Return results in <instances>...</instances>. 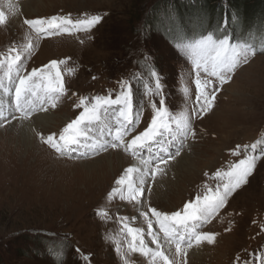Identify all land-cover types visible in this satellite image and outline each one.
Segmentation results:
<instances>
[{
	"label": "rangeland",
	"instance_id": "1",
	"mask_svg": "<svg viewBox=\"0 0 264 264\" xmlns=\"http://www.w3.org/2000/svg\"><path fill=\"white\" fill-rule=\"evenodd\" d=\"M11 2L18 5L17 15H12L8 0H0V7L9 14L7 25L0 26V53H6L13 44L22 50L31 40V55L23 58L25 73L53 59L66 60L59 69L67 94L60 97L56 107L47 106L53 113L49 122H39L32 127L38 144L45 145L36 132L45 136L58 135L66 123L79 114L75 105L81 96L107 95L110 92L115 95L122 79L133 81L134 105L141 110L136 131H142L153 114L149 98L145 95V84L154 86L150 77L153 69L161 76L165 103L171 113L178 117L181 113H189L196 105L195 58L176 47L177 43H186L187 35L196 36L197 32L191 31L194 27L189 20L185 22V16L176 19L172 29L177 43L144 31V18L151 9L163 4V0ZM212 4H209L210 8L215 5ZM230 7L225 3L222 13L227 10L235 18L237 12ZM69 13L73 19L87 14L100 15L102 20L91 31L61 32L54 36H38L24 23L26 18ZM234 20L230 25L227 17L222 18L220 30L225 32L226 26L233 30L239 24ZM233 32L235 35L232 32L229 35L232 43H246L243 36ZM255 43L260 46L247 41L246 44L256 48V54L250 57L247 65L236 70L231 81L220 86L218 81L208 77L213 79V86L220 88L214 108L194 121L196 139L190 138L185 143L181 157H176L177 160L170 161L165 167L166 174L157 175L155 180L148 176L146 187L153 189L145 195L146 203L151 207L169 213L181 210L197 194H204L208 188L215 190L217 185L227 182V176L214 175L217 170L226 172L232 163L245 154H252L249 150L248 153L242 151L240 156L232 155L236 145L264 141V41ZM12 76L13 80L7 87L12 86L14 90L15 70ZM5 78H8V69L0 66V81ZM204 78L205 74L201 72V79ZM36 83L39 85L40 80L37 79ZM153 99L158 103V96ZM38 114L39 111L34 110L29 120L33 121ZM14 115L17 120L0 127V264H124L123 255H127L129 260H137L139 253L127 251L130 238L121 244L116 243L122 237L120 226L123 225L119 217H128L127 222L132 227L145 228L144 239L148 245L152 243V237L147 235V223L131 204L118 197L110 200L106 193L110 192L115 179L128 165L138 164L141 158L174 153L180 139L169 142L170 137L165 136L150 149L143 150L144 153L138 155L140 158L122 150H110L109 154L116 158L119 156L118 163L125 159V166L117 172L115 179L106 182L105 172L89 177L78 164L101 159L104 153L98 158L81 160L59 157L47 145L44 146L48 150L45 154H36L37 148L27 151L22 143L24 139L17 131L22 125L21 114ZM103 126V123L98 124L93 131ZM17 146L21 147L20 153L17 152L19 158L11 155ZM262 148L264 144L258 145L255 154L259 156ZM164 149L167 153L163 152ZM26 156L29 157L28 162L23 165ZM111 170L112 165L107 167L108 172ZM103 211L108 212L107 217L98 215ZM133 216L135 220H132ZM200 231L216 233L215 243L193 244L186 255L178 257L174 255L175 246L172 245L169 258L178 260L180 264H260V258L264 256V156L257 160L249 184L230 196L225 207L210 222L203 223ZM156 233L166 242L163 233L159 232V225L154 222L153 234ZM36 240L55 246V260H51L52 255L47 253V244L42 246ZM59 247L65 250V260H56L62 259L63 253L58 255L62 249ZM118 247L119 252L116 250ZM168 248L169 245L165 249ZM142 261V264H153L151 256H144Z\"/></svg>",
	"mask_w": 264,
	"mask_h": 264
},
{
	"label": "snow or ice",
	"instance_id": "2",
	"mask_svg": "<svg viewBox=\"0 0 264 264\" xmlns=\"http://www.w3.org/2000/svg\"><path fill=\"white\" fill-rule=\"evenodd\" d=\"M8 8L12 15L19 13L18 5L13 4L11 0H8ZM101 20L100 15L87 14L73 19L69 13L26 18L24 23L38 36H54L61 32L71 34L73 31H91ZM8 21L9 14L0 7V26L7 25ZM176 47L195 58L196 105L189 113H181L177 117L169 111L165 103L161 76L153 69L150 77L154 81V86L145 84V95L149 98L153 114L142 131H136L140 123L141 110L134 105L133 81L122 79L119 81V92L115 95L110 92L107 95L81 96L79 103L75 105L79 114L66 123L58 135L52 133L45 136L40 132L35 133L40 142L49 146L59 157L81 160L98 158L110 150H122L136 157L143 150H148L159 143L165 136L170 137L169 142L180 139L174 153H167V149H164L166 155H157L151 159L141 158L137 165L124 169L108 193L110 200L118 197L136 208L139 215L144 218L147 223V235L152 237L155 249L145 243L144 229L132 227L127 222L128 217L121 216L119 220L130 237L128 250L151 256L153 264L157 261L159 264H178L176 259L169 258L172 245L175 246L174 255L178 257L186 255L187 249L192 248L193 244L198 246L202 242L215 243L217 234L200 231L202 224L210 222L219 210L225 207L230 196L249 184L250 177L255 173L257 160L264 156V148L261 149L259 156L255 154L258 145L264 144V141H257L251 145H236L232 155L240 156L242 151L248 153L249 150L252 154H245L243 158L232 163L226 172L217 170L214 173L216 177L227 176L226 183L217 185L215 190L208 188L204 194H197L194 199L187 201L181 210L170 213L146 203L145 194L150 193L152 189L146 187L145 177L150 176L155 180L157 175L166 174L165 167L180 156L185 143L190 138L196 139L194 121L203 118L214 108L216 93L220 88L213 86V79L208 77L214 78L223 86L232 80L239 67L247 65L250 57L256 54L254 46L241 42L232 43L229 36L216 37L212 32L183 44L177 43ZM32 48L33 44L29 40L22 50L13 44L6 53H0V66L7 67L9 81L13 80L12 73L15 70L14 90L4 88L0 82V89L9 92L12 100L9 105L12 109L9 113L11 119L5 115L4 102L0 100V127L17 120L13 112L21 113L19 119L23 124V121L32 117L37 104L40 105L39 111L46 112L48 105L56 107L60 97L67 94L63 74L59 69V65L66 63V60L53 59L40 68L24 72L23 58L31 55ZM201 72L205 74L203 80ZM37 79L40 80L39 85L36 83ZM156 96L159 97L158 103L153 99ZM101 123L104 125L103 128L94 133V128ZM98 215L107 217L108 212H98ZM135 219L133 216L132 220ZM154 222L159 225V232L163 233V238L169 245L167 250L161 245L159 233L153 234ZM116 250L119 252V247ZM122 259L124 264H130L127 255H123ZM260 264H264V256L260 258Z\"/></svg>",
	"mask_w": 264,
	"mask_h": 264
},
{
	"label": "trees",
	"instance_id": "3",
	"mask_svg": "<svg viewBox=\"0 0 264 264\" xmlns=\"http://www.w3.org/2000/svg\"><path fill=\"white\" fill-rule=\"evenodd\" d=\"M210 3L215 5L210 8ZM225 3H229L236 10L235 18H233L232 14H228L227 10L222 13ZM182 16H185L186 23L189 20L191 26L194 27L191 31L195 30V33L197 32L195 37L207 32H212L217 37L229 36L230 32L235 35L233 32L235 31L239 36H243L246 43L250 41L256 46H260L255 42L260 43L264 41V0H163V4H158L156 9H151L149 14L144 18V31L148 34L160 35L168 41L177 43L172 24L176 19H182ZM224 17H227L228 24L230 25L235 22L234 19L238 20L239 24L233 30L226 26L225 32H222L220 25ZM185 38H187L186 42L193 39L190 35H187ZM37 241L42 246H45L44 243L46 241ZM46 244L48 249L44 248L49 250V252L47 251L49 255H52L51 260H55V257H53L55 256V246L53 247L51 243ZM60 254H62V259L58 258L56 260H65L64 248L60 250L58 255ZM44 258L49 260L47 257Z\"/></svg>",
	"mask_w": 264,
	"mask_h": 264
},
{
	"label": "bare ground",
	"instance_id": "4",
	"mask_svg": "<svg viewBox=\"0 0 264 264\" xmlns=\"http://www.w3.org/2000/svg\"><path fill=\"white\" fill-rule=\"evenodd\" d=\"M29 1V0H28ZM21 6V5H19ZM5 7V6H4ZM32 7V6H30ZM25 8H23L24 10ZM8 78H5V79H2V82L3 83V87L4 88H8L7 87V84L11 83V81L7 80ZM11 89H12V86H11ZM43 94V93H41ZM0 100H3L4 102V111H5V115L10 117L9 113L12 112V109L9 108V105L12 103V100H11V94L9 92H6L4 91L3 89H0ZM39 108H40V105L37 104L36 105V109L35 111H39ZM19 112H13L12 114H18ZM21 114V113H19ZM35 116V115H34ZM53 116V113L50 112L49 110H47L46 112H43V111H39V114L36 115L34 117V120L31 121V120H27V121H23V124L20 126V129L17 130L19 131L20 133V137L22 136L24 140H22V143L27 147V151L30 150V148H32V150H35L36 148V154H42L44 153L45 151H48L46 147H44L43 145H40L37 143L36 140H34V132L32 130V127L36 124H38L39 122H49L51 120ZM35 121V122H34ZM9 124H5L4 126H7ZM11 125H14L13 123ZM17 129V127H16ZM22 130H23V133H22ZM98 132L99 130L96 129ZM95 133V132H94ZM8 141V140H7ZM18 145H21L19 142H18ZM24 145L22 146L23 148ZM17 150V151H16ZM19 150L21 151V147L17 146V148L15 149V152L14 153H11V155L13 156H16L17 158H19V155H17V152H19ZM23 150V149H22ZM13 151V150H12ZM43 151V152H42ZM25 152V151H24ZM35 152V151H34ZM116 153V152H115ZM144 152H141V154H143ZM35 154V153H33ZM45 154V153H44ZM31 155V154H30ZM117 155V154H116ZM29 156V155H28ZM28 156H26V160L24 159L23 160V165L25 164V162H28ZM52 156V155H50ZM55 156V155H54ZM47 157V156H46ZM57 157V156H55ZM109 157H112V159H109ZM119 157V156H118ZM118 157L116 158L115 155H113L112 153H104V155L102 154V158L101 159H95L94 161H86V162H81V163H78L79 166H80V170L84 173V174H87V176L89 177H96V174L97 173H100V172H105V177L106 178V182L109 181L110 179L112 180L113 178L115 179V177L117 176V172L120 171V169H123V167L125 166V159L123 158L122 159V163H118ZM141 156H137V158H140ZM181 157V156H180ZM179 157V158H180ZM183 157V156H182ZM178 158V159H179ZM150 159V158H149ZM127 160V159H126ZM177 160V158H176ZM48 162V160H47ZM182 162V160L180 161ZM183 163V162H182ZM121 164V165H120ZM17 165V164H16ZM112 165V170L111 171H107V167L108 166H111ZM133 165H137V164H133ZM45 166V165H44ZM180 166V165H179ZM122 167V168H120ZM129 167V165H128ZM34 169V168H33ZM114 174V175H113ZM145 180L147 181L148 180V177H145ZM95 181V180H94ZM112 183V182H111ZM94 184V183H93ZM106 184H104L105 186ZM99 186V185H98ZM113 186V185H112ZM102 187V186H101ZM108 187V186H107ZM153 189V188H152ZM155 189V187H154ZM85 190V189H84ZM152 192V191H151ZM88 194V193H87ZM108 193H106L107 195ZM112 200V199H111ZM102 201V200H101ZM126 205V204H125ZM129 207V205H127ZM125 212V210L123 211ZM146 226V225H145ZM121 227V232H122V237H120V241L116 240V243L117 244H121L122 241L126 238H130L126 232V230L123 229V226H120ZM138 227V226H137ZM143 228V227H141ZM145 229V228H144ZM125 234H127V237H125ZM124 235V236H123ZM160 242H161V245L163 246V248L165 249L168 245H166V242L162 241V239L160 238ZM149 247L155 249L156 245L154 243H149L148 244ZM172 247V246H171ZM193 248V247H192ZM128 252H130L128 249H127ZM195 251V249H194ZM199 251V250H198ZM132 253V252H130ZM200 253V252H199ZM202 253V252H201ZM192 255V254H190ZM194 256V255H193ZM144 257V255H141L139 254L138 256V259L137 260H129L131 264H142V258ZM189 257V256H188ZM200 257V256H199ZM198 260V259H197ZM178 264H180V262L177 260ZM145 264V262H144ZM152 264V263H151ZM196 264V263H195Z\"/></svg>",
	"mask_w": 264,
	"mask_h": 264
}]
</instances>
